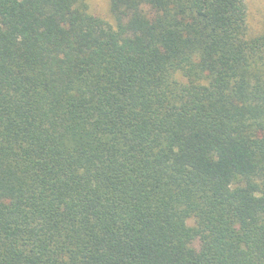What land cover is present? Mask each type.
Returning a JSON list of instances; mask_svg holds the SVG:
<instances>
[{
    "label": "trees",
    "instance_id": "16d2710c",
    "mask_svg": "<svg viewBox=\"0 0 264 264\" xmlns=\"http://www.w3.org/2000/svg\"><path fill=\"white\" fill-rule=\"evenodd\" d=\"M111 12L0 0V264H264V34L247 3Z\"/></svg>",
    "mask_w": 264,
    "mask_h": 264
},
{
    "label": "rangeland",
    "instance_id": "374dc122",
    "mask_svg": "<svg viewBox=\"0 0 264 264\" xmlns=\"http://www.w3.org/2000/svg\"><path fill=\"white\" fill-rule=\"evenodd\" d=\"M91 14L102 18L111 25H116L115 18L111 12V0H86ZM249 8L251 29L254 35L264 34V0H245ZM194 225V220L188 222ZM199 246V243L194 245Z\"/></svg>",
    "mask_w": 264,
    "mask_h": 264
}]
</instances>
